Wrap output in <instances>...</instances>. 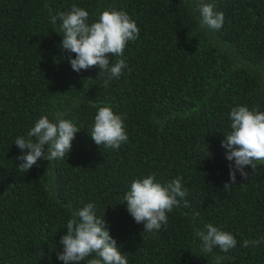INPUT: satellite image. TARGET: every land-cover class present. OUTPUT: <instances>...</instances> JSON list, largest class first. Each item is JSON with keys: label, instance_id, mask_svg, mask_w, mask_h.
Returning <instances> with one entry per match:
<instances>
[{"label": "trees", "instance_id": "trees-1", "mask_svg": "<svg viewBox=\"0 0 264 264\" xmlns=\"http://www.w3.org/2000/svg\"><path fill=\"white\" fill-rule=\"evenodd\" d=\"M201 3L224 13L220 29L200 26ZM73 4L89 23L105 10L137 23L124 56L110 55V64L126 61L119 77L72 69L58 14ZM101 106L124 120L119 149L89 134ZM238 106L264 111V0H0V264H64L57 254L67 221L89 203L128 264H264V165L255 173L246 166L247 179L237 171L224 189L230 162L221 142ZM56 112L80 129L70 152L19 171L16 138L28 139L41 116L54 121ZM152 174L162 185L181 178L187 195L149 233L121 202L135 179ZM209 223L236 246L203 251L196 231Z\"/></svg>", "mask_w": 264, "mask_h": 264}, {"label": "clouds", "instance_id": "clouds-1", "mask_svg": "<svg viewBox=\"0 0 264 264\" xmlns=\"http://www.w3.org/2000/svg\"><path fill=\"white\" fill-rule=\"evenodd\" d=\"M196 7L202 28L218 30L223 26L224 13L214 11L213 4L201 3ZM58 18L63 36L60 47L69 54H75L74 58H70L74 71L98 66L101 70L99 75L107 72L109 79L119 77L127 67L126 61L115 59L110 64V55L123 57L128 42L136 41L140 34L137 23L128 13L105 10L99 14L98 20L89 23V12L73 4L70 11L59 13ZM56 22L57 16H52L51 23ZM104 86H108V80L104 81ZM54 116V121L47 115L41 116L30 129L28 139L16 138L14 144L21 149V155L17 157L21 161L17 165L19 171L26 173L40 159L52 162L63 159L70 152L75 134L80 129L70 120L64 119V113L56 112ZM230 121L231 131L224 134L225 138L221 142L227 150L226 159L230 162V180L225 183L224 189L235 184L237 171L247 179L249 173L245 171L246 166H251L255 173L258 164L264 165V111L250 110L248 106L233 107ZM89 134L96 145L111 149H119L128 140L122 116L110 106L98 108ZM186 195L187 190L182 186L181 178L177 177L167 185H162L152 174L135 179L121 203L126 201L127 211L134 221L144 224V232L152 233L159 231L162 224H167V213L179 207ZM184 206H189L187 200H184ZM94 207L92 203L87 204L74 212L67 221V232L60 239L63 250L57 254L58 259L64 264L79 261H87V264H128L116 239L110 235L104 216L98 217ZM196 236L200 238L205 252H211L214 247L228 252L237 244L231 233L211 223L206 225L204 231L197 230ZM260 242L244 240L242 246L248 247L250 243L258 245Z\"/></svg>", "mask_w": 264, "mask_h": 264}]
</instances>
